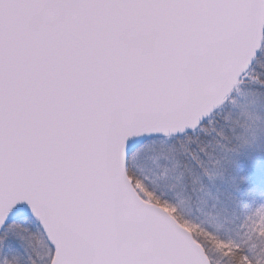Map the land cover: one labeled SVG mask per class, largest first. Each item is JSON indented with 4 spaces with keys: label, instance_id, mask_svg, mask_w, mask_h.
<instances>
[{
    "label": "snow or ice",
    "instance_id": "obj_1",
    "mask_svg": "<svg viewBox=\"0 0 264 264\" xmlns=\"http://www.w3.org/2000/svg\"><path fill=\"white\" fill-rule=\"evenodd\" d=\"M0 264H264V0H0Z\"/></svg>",
    "mask_w": 264,
    "mask_h": 264
}]
</instances>
